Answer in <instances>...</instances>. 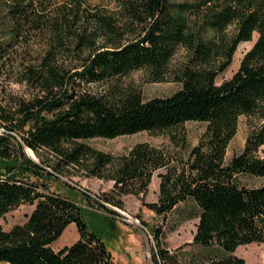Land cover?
Masks as SVG:
<instances>
[{"label":"trees","instance_id":"16d2710c","mask_svg":"<svg viewBox=\"0 0 264 264\" xmlns=\"http://www.w3.org/2000/svg\"><path fill=\"white\" fill-rule=\"evenodd\" d=\"M114 1L109 10L87 0H0V77L32 91L29 97L0 95V220L21 205L34 206L25 223L8 231L0 224V262L114 264L107 244L112 231L92 227L85 210L119 215L122 198L134 195L159 217L190 203L189 217L198 218L191 244L224 254L182 263L162 248L161 233L154 231L152 264H246L236 250L264 245V183L249 184L264 180V0ZM231 26L235 34L229 37ZM254 33L258 38L237 72L217 84L238 46ZM137 71L148 82L182 87L149 101L131 87L114 90V82ZM104 83L116 94L89 90ZM243 116L249 128L245 147L227 162ZM190 122L206 125L193 147L173 137L172 151L145 142L115 156L85 143ZM158 171V200L146 203ZM76 175L112 181L113 189L96 196L62 182ZM52 180L66 192L53 190ZM71 224L79 239L54 249Z\"/></svg>","mask_w":264,"mask_h":264},{"label":"rangeland","instance_id":"374dc122","mask_svg":"<svg viewBox=\"0 0 264 264\" xmlns=\"http://www.w3.org/2000/svg\"><path fill=\"white\" fill-rule=\"evenodd\" d=\"M57 2H65L69 0H55ZM93 6H101L103 8L114 10L116 3L114 0H87ZM227 36L232 37L235 34V27L231 26L225 32ZM258 34L254 33L252 41L241 43L233 56L232 64L217 78V84L230 79L239 69L241 60L244 55L253 47ZM183 58L182 53L178 55L176 61ZM113 84V82H112ZM115 86H123L122 88H134L140 91L144 101H149L156 97H169L176 91L181 89L182 85L173 81H165L161 83L148 82L147 74L144 71L133 72L128 76L122 77L114 82ZM111 84H95L89 87V90L97 96L109 93L116 94L111 89ZM2 92H10L16 95H24L29 97L32 92L27 86L8 80L6 77H0V95ZM206 125L198 122H190L185 125L161 133L141 132L135 135L121 136L115 139L95 138L85 141L88 145L107 154L119 156L128 153V151L138 143H150L151 145L172 151L175 146L173 137L184 138L187 147H193L200 141ZM249 128L247 118H240L238 131L235 137L229 143L226 161L229 162L234 156L242 153ZM27 154L35 161L40 159L31 150H27ZM259 155L264 159V145L259 149ZM41 156L49 159L50 155L47 151L42 150ZM155 173L149 192L144 198L146 203H153L159 197L160 180L158 174ZM72 182L78 188H82L90 192L92 195L99 196L113 189V182L108 180H100L97 178H87L82 175H76L72 178H63L62 182ZM264 180H252L249 184L259 186ZM53 190L65 193L66 187L59 181H50ZM68 193V192H67ZM76 200L83 208H86L85 200L80 194H75ZM124 208L118 209L119 215L101 217L97 216L95 211L85 210L87 222L94 228L101 229V225L108 226L112 231V235L108 237L107 244L114 257V264H152V250L157 249V240L154 231L161 233L160 243L162 248L168 250L171 255H175L182 263H190L194 260L200 261L208 255L217 254L219 257L224 255L221 251L206 250L201 247L192 245L198 218L189 217L191 214V204H181L176 210L168 214L166 217H159L147 207L143 205L142 196L127 195L122 198ZM34 206L21 205L15 210L6 214L0 224L4 230H11L14 226L23 224L27 221L28 216L32 213ZM79 239V234L75 224H71L64 231L62 236L53 244L54 249L58 250L62 247L72 245ZM235 255L243 258L246 264H264V245L253 243L239 247ZM0 264H7L0 262Z\"/></svg>","mask_w":264,"mask_h":264}]
</instances>
